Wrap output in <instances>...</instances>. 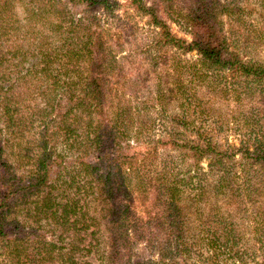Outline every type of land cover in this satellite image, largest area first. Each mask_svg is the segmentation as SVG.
I'll return each mask as SVG.
<instances>
[{
  "label": "trees",
  "instance_id": "1",
  "mask_svg": "<svg viewBox=\"0 0 264 264\" xmlns=\"http://www.w3.org/2000/svg\"><path fill=\"white\" fill-rule=\"evenodd\" d=\"M186 1L183 19L193 35L187 50L198 52L217 71H229L235 94L243 82L263 83L264 62L244 61L230 49L216 1ZM14 9L15 0H0V47L5 40L14 42L10 51L0 49V264H90L87 256H80L81 246L96 249L100 264H126L122 254L132 240L128 231L140 220H131L120 197H137V203L142 201L149 209L140 215L148 213L149 221L176 233L181 255L192 247L191 238L212 263L223 255L244 262L247 242L252 240L240 235L241 221H249L244 231L252 233L264 259L260 120L249 129L254 149L245 150L249 154L239 163L241 176L234 155L219 151L210 141L188 144L183 150L184 155L192 154L195 167L203 157L210 161L205 174L181 179L174 174L172 161L157 171L146 161L140 166L124 152L122 137L115 131L127 110L107 116L108 80L104 64L96 65L101 34L93 31L95 18L89 17L87 24L78 22L55 6L50 18L36 7L32 19L45 22L52 34L32 32L33 21L26 25L27 32L20 33ZM155 9L149 8L148 14L167 29ZM65 20L70 23L66 32ZM54 37L60 41L57 48L52 46ZM167 39L185 44L169 30ZM29 40L34 43L31 48L20 44ZM26 63L31 67L24 70ZM67 158L75 159L74 170L65 165ZM193 184L192 196L187 191ZM223 203L236 205L234 215L224 212ZM153 209H158L157 218L152 217ZM66 236L69 243L63 245Z\"/></svg>",
  "mask_w": 264,
  "mask_h": 264
},
{
  "label": "rangeland",
  "instance_id": "2",
  "mask_svg": "<svg viewBox=\"0 0 264 264\" xmlns=\"http://www.w3.org/2000/svg\"><path fill=\"white\" fill-rule=\"evenodd\" d=\"M215 1L230 49L244 61L264 62V0ZM53 6L64 9L67 18L72 17L78 22L87 24L89 17L95 18L93 31L101 34V49L95 52L96 65L104 64L108 80L110 115L107 116L110 118L118 109L127 110L121 127L111 126L121 135L122 147L128 156L135 158L140 166L146 161V165L156 171L172 161L174 174L182 179L210 170V161L206 157L195 167L192 154H183L188 144L206 145L210 141L219 151L234 155L241 176L239 163L245 154H249L245 150L252 152L254 149V136L250 135L249 129L258 120L264 126V82H243L235 94L229 71H217L202 60L198 52L187 50L193 35L183 19L186 0H108L107 5L104 0H15L13 20L20 27L19 32H27L26 25L33 21L32 32L52 34L45 22L32 19V15L34 8L39 7L52 18ZM153 6L172 36L184 41V45L167 39L168 30L155 23L147 12ZM69 24L65 20V32ZM9 38L14 40L15 36ZM29 41H20V44L31 48L34 43ZM52 41L54 48L60 46L58 38L54 37ZM13 45L14 42L5 40L0 49L8 52V47ZM29 67L31 64L26 63L24 70ZM80 67L83 69L88 65ZM260 138L264 140V136ZM65 165L68 170H74L75 159L67 158ZM194 190L193 184L187 194L193 196ZM137 200V197L119 199L121 205L129 208L131 220H140L128 231L132 232V240L122 254L126 264H264L259 244L250 237V231H244L250 225L249 221H241L240 235L244 240H252L247 242L249 252L244 256V262L223 255L212 263L207 251L193 246L196 241L191 238L188 241L192 247L181 255L177 234L149 221L148 213L140 215L142 209H149ZM205 204L199 205L204 207ZM223 210H231L234 215L236 205L223 203ZM152 212V217L157 218L158 209ZM99 238L105 240L101 232ZM64 241L63 245L69 243V237L66 236ZM81 247L80 256H87L90 264H100L96 249L86 251Z\"/></svg>",
  "mask_w": 264,
  "mask_h": 264
}]
</instances>
